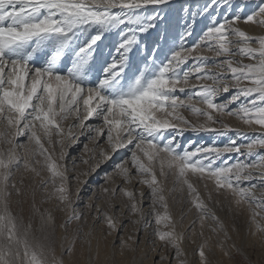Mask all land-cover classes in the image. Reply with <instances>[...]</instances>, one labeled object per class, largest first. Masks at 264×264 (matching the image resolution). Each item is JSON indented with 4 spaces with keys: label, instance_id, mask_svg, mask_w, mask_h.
<instances>
[{
    "label": "snow or ice",
    "instance_id": "obj_1",
    "mask_svg": "<svg viewBox=\"0 0 264 264\" xmlns=\"http://www.w3.org/2000/svg\"><path fill=\"white\" fill-rule=\"evenodd\" d=\"M164 6L174 5L172 0H0V123L8 129L0 132V143L8 145L6 151L0 149V264H63L55 259L54 250L32 238V225L25 226L11 212L8 188H16L10 184L15 171L40 176L36 165H41L49 174L44 187L51 185L59 202L71 208L66 145L84 134L93 141L104 137L112 153L129 149V156L116 169L125 183L139 176V182L148 187L157 226L154 234L175 248L177 257L182 254L183 235L175 231L161 177L165 181L174 177L180 190H187L201 227L208 219L218 222V217L190 177L211 181L218 194L231 196L238 207L246 204L259 209L253 210L252 222L264 233L256 219L264 213V154L257 152L264 149V131L249 139L217 119L233 117L264 130V35L252 36L239 27H264V3L247 15H242L243 6H237V14L222 18L209 14L213 8H232L231 0L181 5L187 19L175 44L169 43ZM196 17H209L210 23L187 46ZM112 32H117L118 43L110 60L93 75L99 43ZM145 34L155 37L151 50ZM134 51L146 53L136 65L130 63ZM204 53L225 59L210 62ZM233 88L232 95L217 99ZM184 111L204 123H192ZM70 120L73 123L65 128ZM217 124L219 128L213 126ZM186 129L217 136L235 131L247 142L238 144L230 138L224 146L191 148L190 143L181 149L176 137ZM21 136L25 142L18 141ZM84 149L88 150L87 144ZM230 153L246 154L249 159L222 161ZM101 155L112 158L106 152ZM257 189L260 198L255 195ZM103 191L114 195L116 189ZM120 191L131 202L130 211L140 215L139 224L144 216L134 192ZM16 194L21 195L19 189ZM157 205L164 211H158ZM102 215L107 227L116 230L113 217L107 212ZM79 219L70 215L61 227ZM41 223L42 227L54 225L50 215L42 216ZM74 249L73 243L66 255L71 256ZM198 254L201 262L206 261L203 247Z\"/></svg>",
    "mask_w": 264,
    "mask_h": 264
},
{
    "label": "rangeland",
    "instance_id": "obj_2",
    "mask_svg": "<svg viewBox=\"0 0 264 264\" xmlns=\"http://www.w3.org/2000/svg\"><path fill=\"white\" fill-rule=\"evenodd\" d=\"M207 2L208 0L199 2L172 0L174 5L172 8L164 6V15L169 21L165 27L170 44L178 42L184 30L187 17L180 11L181 5L203 6ZM252 2L261 4L264 3V0H252ZM217 12L221 18L224 16V11L218 10L212 11L209 16ZM209 23V17H196L192 23L193 35L186 39L185 44L191 46L195 43ZM260 33L264 35V31ZM154 39L153 35L145 34V43L149 45V50H151ZM117 43V32L105 35L99 43L93 75L110 60ZM143 55H146L143 51H134L130 63L138 64ZM204 55L210 57V62L213 60L212 53H204ZM42 62V59L37 61L38 64ZM187 67L188 65H185V68ZM215 70L213 69V71ZM235 91L236 89H230L226 97ZM178 94L184 95L183 93ZM218 96L219 101L226 98L223 96L221 99L222 96L219 94ZM197 106L203 107L202 105ZM231 107H235V105H231ZM183 115L194 124L204 123L202 118L197 120L188 111H184ZM217 119H223L224 123L241 131L240 126L243 124L241 121L227 116H217ZM71 123H73L71 120L66 122L65 128ZM89 123H93V121H89ZM213 126L219 128V124ZM6 131H8L6 125L0 123V132ZM247 136L252 138L259 134ZM230 138H235L238 144L247 142L245 139L237 137L235 131L229 132L226 136H217L215 133L193 132L186 129L182 136L177 135L176 137L181 149L189 146L190 143L191 148L210 145L224 146ZM18 141L25 142V138L21 136ZM85 144L88 145V150L84 149ZM7 148V144L0 143V149L6 151ZM66 150L65 163L68 170L71 208L59 202L51 185L47 188L44 187V183L49 179V174L42 169L41 165H36L37 170L41 173L40 176L24 169L15 171L10 184L15 183L16 188H8L11 193L8 198L11 212L25 226L32 225V238L54 250L53 254L56 260H62L63 264H264V233L257 231V225L252 222L253 210L259 211V209L249 208L246 204L238 207L231 196H226L222 191L218 194L211 181L190 177L210 212L218 217V222L208 219L201 227L199 213L192 207L187 190L181 191L180 186L175 183L174 177H169L166 181L161 177V180L164 181V196L168 203V211L173 218L175 231L183 235V240L180 243L182 254L177 257L176 249L166 242H161L154 234L157 226L152 214V199L148 187L139 182V176H134L131 184L125 183L116 169V165L122 163L129 156L128 148L112 153L104 137L93 141L88 139L87 134H84L80 135L75 143L70 146L66 145ZM259 150L257 149V152L262 153ZM18 151L22 155L23 150ZM102 152L110 154L112 158L105 159L101 155ZM242 152H246V150L242 149ZM248 159L246 154L240 156L236 153L225 154L222 157V161L227 160L229 163L237 160L247 161ZM205 183L208 185L207 188L204 187ZM247 183L245 181V185ZM104 188L116 189V192L114 195L111 192L105 194ZM121 188L134 192L135 200L140 205L144 216L139 224L136 221L140 219V215L130 211L131 202L120 191ZM17 189L20 190L21 195L16 194ZM173 189L176 190L173 191ZM209 195H211V199H209ZM255 195L260 198L262 193L257 189ZM89 204L92 205L91 208L88 207ZM97 207L99 211L96 210ZM157 210L164 211L159 205H157ZM104 212H107L116 221V230L113 231L107 227L102 215ZM49 215L52 217L54 225L42 227L41 217ZM70 215L80 216L81 219L73 220L66 227H61ZM262 217H264V213H261V216L256 219L260 225L264 226ZM162 230L170 229L162 228ZM73 243L75 244L74 252L71 256L66 255V250L72 247ZM201 247L204 248L206 255L204 262H201L198 254ZM49 260L52 261L51 255Z\"/></svg>",
    "mask_w": 264,
    "mask_h": 264
},
{
    "label": "bare ground",
    "instance_id": "obj_3",
    "mask_svg": "<svg viewBox=\"0 0 264 264\" xmlns=\"http://www.w3.org/2000/svg\"><path fill=\"white\" fill-rule=\"evenodd\" d=\"M194 1L199 2L200 0H194ZM231 3L233 5V7L228 9L227 11L224 8H219V9L213 8L212 11L213 12H215V10L224 11V15H234V14H237V12L235 11L237 6H243L244 12L242 13V15H247L248 13L256 10L262 4V3L261 4H253L252 0H231ZM239 27L242 30H245L246 32H248V34L252 35V36H260L261 35L260 32L264 31V27H260V26H256V25L240 24ZM211 58L213 60L214 59H220V60L225 59V57H215L214 55H211ZM235 59L239 60L240 57H235ZM243 62L249 63L250 61H248L247 59H244ZM226 94L227 93H220L219 95L222 96L221 97V99H222L223 96H225V97L227 96ZM230 107H231V105H230ZM240 127H241V132L246 133L247 135L256 134V133H258L260 135L261 132L264 131V130L259 129V127L255 126V125H253L252 127H249V126L247 127V125L241 124ZM259 151L262 152V154H264V149H260ZM253 159H255V158H253ZM254 174L259 175L258 172L254 173Z\"/></svg>",
    "mask_w": 264,
    "mask_h": 264
}]
</instances>
